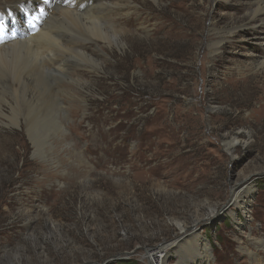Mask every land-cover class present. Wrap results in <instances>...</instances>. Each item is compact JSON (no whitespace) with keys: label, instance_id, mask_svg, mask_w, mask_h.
<instances>
[{"label":"rangeland","instance_id":"374dc122","mask_svg":"<svg viewBox=\"0 0 264 264\" xmlns=\"http://www.w3.org/2000/svg\"><path fill=\"white\" fill-rule=\"evenodd\" d=\"M134 1L122 46H89L82 85L61 76L66 129L37 93L32 133L24 115L0 124V264H176L175 220L221 207L198 227L211 264H264V45L246 0Z\"/></svg>","mask_w":264,"mask_h":264},{"label":"bare ground","instance_id":"6f19581e","mask_svg":"<svg viewBox=\"0 0 264 264\" xmlns=\"http://www.w3.org/2000/svg\"><path fill=\"white\" fill-rule=\"evenodd\" d=\"M152 1L159 3V0ZM245 2V11L249 13L250 19L242 28L253 31L259 40H263L260 45H264V0ZM0 7V24L8 28L5 35L0 37V124L7 123V118L17 123L24 115L27 130L32 133L35 129L33 121L28 112L23 111L30 108L32 97L37 93V100L51 108L49 115L53 120L52 127L66 129L61 112L65 108L63 104L67 93L60 86L61 76L81 85L87 81L83 77L90 73L89 65H99V58L90 52L89 46L94 45L92 50L97 52L98 39L106 41L108 47L113 42L117 45L122 43L121 38L129 32L123 25L129 23L131 16L128 15L138 10L135 1L0 0ZM117 13L128 18L122 20L121 16L108 20L109 16ZM149 22L147 16L146 22L143 21L141 25L143 32H150ZM251 60V69L259 68L264 63V54H252ZM71 62L79 70L78 73L71 70ZM56 78L60 84L53 86V79ZM251 184L252 178L249 177L245 179L244 185L242 183L238 188L234 187L237 190L227 200L233 208L242 207L240 204ZM222 209L212 208L208 216H194L190 226L185 221L175 220L180 230L179 237L172 243L178 251L176 264H211L210 250L206 245L204 248L200 246L203 237L198 227L212 220ZM229 213L233 215L232 211ZM249 245L260 249L263 242L252 238L240 246L242 252L253 257L254 252L249 249ZM167 256L162 257L161 264H169Z\"/></svg>","mask_w":264,"mask_h":264},{"label":"snow or ice","instance_id":"6c2138e0","mask_svg":"<svg viewBox=\"0 0 264 264\" xmlns=\"http://www.w3.org/2000/svg\"><path fill=\"white\" fill-rule=\"evenodd\" d=\"M3 29V24H0V30H2Z\"/></svg>","mask_w":264,"mask_h":264}]
</instances>
